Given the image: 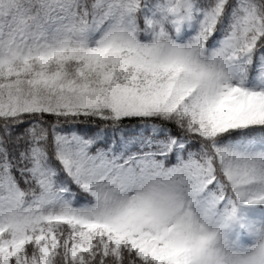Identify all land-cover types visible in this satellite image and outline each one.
Listing matches in <instances>:
<instances>
[{
	"label": "snow or ice",
	"instance_id": "obj_1",
	"mask_svg": "<svg viewBox=\"0 0 264 264\" xmlns=\"http://www.w3.org/2000/svg\"><path fill=\"white\" fill-rule=\"evenodd\" d=\"M0 264H264V0H0Z\"/></svg>",
	"mask_w": 264,
	"mask_h": 264
}]
</instances>
